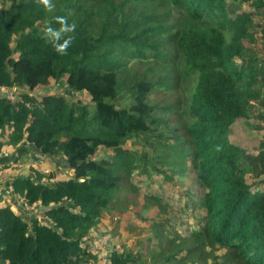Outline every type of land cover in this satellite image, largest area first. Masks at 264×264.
Here are the masks:
<instances>
[{
	"label": "trees",
	"instance_id": "trees-1",
	"mask_svg": "<svg viewBox=\"0 0 264 264\" xmlns=\"http://www.w3.org/2000/svg\"><path fill=\"white\" fill-rule=\"evenodd\" d=\"M53 3L0 6V89L28 91L0 96V150H13L6 168L37 153L72 174L6 182L22 207L43 209L27 221L0 204V264H264V0ZM57 16L77 26L66 56L42 38ZM52 81L64 92L29 93ZM238 123L262 133L256 154L232 140ZM189 167L202 190L194 222L154 194L135 212V173L169 184ZM165 207L178 217L136 226L152 249L89 240L110 214L129 227Z\"/></svg>",
	"mask_w": 264,
	"mask_h": 264
},
{
	"label": "rangeland",
	"instance_id": "rangeland-1",
	"mask_svg": "<svg viewBox=\"0 0 264 264\" xmlns=\"http://www.w3.org/2000/svg\"><path fill=\"white\" fill-rule=\"evenodd\" d=\"M13 0H0V6L9 7L12 4ZM1 9V7H0ZM248 6L245 5L243 7V10H247ZM252 29H250L251 31ZM242 46L247 47V38H245L242 41ZM62 83H55L51 82L50 85L47 88H39L34 90L33 92H29L32 95L35 96H41L43 94L47 93H60L62 92ZM22 92H28L24 90H18V89H12V90H6V89H0V96H9V97H15L19 93ZM75 97L83 99L87 101V97L85 94H77ZM251 124V122L249 121ZM247 123H238L233 126L232 128V140L240 144L246 149V152L249 154H256V146L258 141V135H261L262 133H258L253 128L246 125ZM1 133V132H0ZM258 134V135H257ZM4 135H7L6 132L1 134L0 137H4ZM37 153L30 155L29 157L23 158L17 165H13L6 168V165L9 166L11 161L14 158L13 150L10 148H3L0 150V171L3 172L2 175H0V190L3 192V194L6 195V198L3 199L0 196V204L5 203L11 206L12 210L25 218V220L29 221V219L35 215L38 214L39 207L36 205L33 208H24V207H18L17 205L20 203L22 205L21 199L17 196L11 194L7 195V188H6V182L15 177L16 175H22V174H29L32 172V170H36L44 175L53 174L56 179H66L69 175L72 174V171L69 170L65 164L64 159L62 158H51L47 159L43 157L41 159V166H44L43 168L37 167L35 162L37 161ZM11 165V164H10ZM6 168V169H5ZM133 184L138 188L137 193L139 196V206L137 209H135L136 213H140V207L143 205L144 201V195L146 194H154L157 195L161 199L162 206H165V202H168L170 204H175L181 207V209L184 210L182 217V220H185L186 223L194 222L195 216H201L200 213L195 212L194 210H200V200L202 197V190L200 186L198 185L195 175L192 172L191 168L189 167L188 172L186 173V176L183 178H174L172 179L171 183L169 184H162L160 178H154L155 181H151L150 178H146L144 176H139L137 173L133 176ZM23 206V205H22ZM37 208V209H36ZM166 212L161 216L160 218L156 217V211L155 209H147L145 212H141V218H143V223H140L137 221V219L133 216H130L129 218V227L125 225L124 220H120L116 223H113L111 221V217L115 216L117 217V214H110L107 217V222L103 225V223H100L95 226L94 232L90 233V239L93 241V245L97 246L99 248H103L106 250V246L108 243L109 247L115 248L117 251H122L123 248L125 249H132L134 251L138 250L141 246L137 243L142 242L143 247H148L149 249H152L154 245L156 244L155 240H146L147 238H152L151 232L148 230H141L142 233H139V229H137L138 224H144V226L148 225V221L154 220V219H162V218H170L173 219L174 217H178V215L171 214L170 210L166 208ZM135 214V213H134ZM187 216H189L187 218ZM121 217V215L119 216ZM41 220H45L40 216ZM122 218V217H121ZM99 228V229H98ZM185 227H179L178 229L180 231H183ZM103 232H108L109 235L102 237L101 235ZM216 253L222 255L223 251L217 250ZM217 255V256H220ZM190 264V263H188ZM208 264H212V262H208Z\"/></svg>",
	"mask_w": 264,
	"mask_h": 264
},
{
	"label": "clouds",
	"instance_id": "clouds-1",
	"mask_svg": "<svg viewBox=\"0 0 264 264\" xmlns=\"http://www.w3.org/2000/svg\"><path fill=\"white\" fill-rule=\"evenodd\" d=\"M34 2L38 6H42L47 12H52L55 9L53 0H34ZM54 21L59 27H53L51 22H48L43 29L42 38L52 45L57 55L66 56L75 39L73 34L77 26L75 22L69 23L66 16L54 17Z\"/></svg>",
	"mask_w": 264,
	"mask_h": 264
},
{
	"label": "crops",
	"instance_id": "crops-1",
	"mask_svg": "<svg viewBox=\"0 0 264 264\" xmlns=\"http://www.w3.org/2000/svg\"><path fill=\"white\" fill-rule=\"evenodd\" d=\"M36 157H37V161L35 162V164H36L37 167H40V166H41V165H40V164H41L40 161H41V159H43V157L40 156V155H38V154H37ZM43 167H44V166H41V168H43ZM2 173H3V172L0 171V175H2ZM17 206H18V207H22V205H21L20 203H19ZM36 209H37V208H36ZM39 210H40V207H39ZM40 216H41V215H40Z\"/></svg>",
	"mask_w": 264,
	"mask_h": 264
},
{
	"label": "built area",
	"instance_id": "built-area-1",
	"mask_svg": "<svg viewBox=\"0 0 264 264\" xmlns=\"http://www.w3.org/2000/svg\"><path fill=\"white\" fill-rule=\"evenodd\" d=\"M6 190H7V192H6L7 195H11V194H12V189H11V188L6 189ZM0 196H1L3 199L6 198V195L3 194V192H2L1 190H0Z\"/></svg>",
	"mask_w": 264,
	"mask_h": 264
},
{
	"label": "water",
	"instance_id": "water-1",
	"mask_svg": "<svg viewBox=\"0 0 264 264\" xmlns=\"http://www.w3.org/2000/svg\"><path fill=\"white\" fill-rule=\"evenodd\" d=\"M63 92H64V90H63ZM16 99H18V98H16ZM40 209L42 210L43 208L41 207Z\"/></svg>",
	"mask_w": 264,
	"mask_h": 264
}]
</instances>
